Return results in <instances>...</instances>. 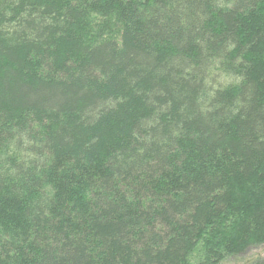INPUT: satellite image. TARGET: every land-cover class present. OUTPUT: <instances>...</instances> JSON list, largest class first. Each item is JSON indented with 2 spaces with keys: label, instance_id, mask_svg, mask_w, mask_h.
Here are the masks:
<instances>
[{
  "label": "trees",
  "instance_id": "1",
  "mask_svg": "<svg viewBox=\"0 0 264 264\" xmlns=\"http://www.w3.org/2000/svg\"><path fill=\"white\" fill-rule=\"evenodd\" d=\"M262 245L264 0H0V264Z\"/></svg>",
  "mask_w": 264,
  "mask_h": 264
},
{
  "label": "rangeland",
  "instance_id": "2",
  "mask_svg": "<svg viewBox=\"0 0 264 264\" xmlns=\"http://www.w3.org/2000/svg\"><path fill=\"white\" fill-rule=\"evenodd\" d=\"M120 27L111 19H98L93 35V41L98 43L105 39H120ZM264 257V245L250 247L246 252L228 257L221 264H252L254 261Z\"/></svg>",
  "mask_w": 264,
  "mask_h": 264
}]
</instances>
